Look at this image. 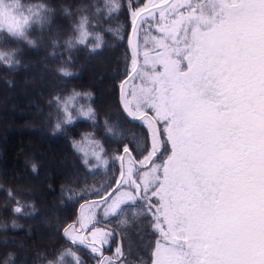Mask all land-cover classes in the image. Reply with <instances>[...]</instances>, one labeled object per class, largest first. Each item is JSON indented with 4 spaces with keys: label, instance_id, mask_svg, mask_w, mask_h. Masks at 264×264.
<instances>
[{
    "label": "snow or ice",
    "instance_id": "6c2138e0",
    "mask_svg": "<svg viewBox=\"0 0 264 264\" xmlns=\"http://www.w3.org/2000/svg\"><path fill=\"white\" fill-rule=\"evenodd\" d=\"M109 3L110 12L120 7L116 0ZM128 9L129 79L140 78L141 86L125 91L129 79L122 81L121 102L130 122L145 131L142 144L131 149L125 144L113 157L119 175L103 195L96 192L105 215L131 211L133 219L140 213L152 218L161 239L151 264H264V0H129ZM47 12L43 4L0 0V33L27 39L29 29L47 23ZM88 23L81 17L78 35L66 42L69 49L86 41ZM153 28L160 35L143 51L141 65L133 37ZM13 56L0 52V62L11 67ZM81 96L89 94L57 97L63 113L57 130L73 122ZM77 111L95 119L91 107L80 105ZM108 135L122 139L112 130ZM103 152L97 144L92 156L106 166ZM138 202L144 205L140 212ZM98 223L90 212L82 214L64 235L87 248L97 264H124L120 246L113 257L103 255L115 234ZM65 256L83 264L71 249L49 264H63Z\"/></svg>",
    "mask_w": 264,
    "mask_h": 264
},
{
    "label": "trees",
    "instance_id": "16d2710c",
    "mask_svg": "<svg viewBox=\"0 0 264 264\" xmlns=\"http://www.w3.org/2000/svg\"><path fill=\"white\" fill-rule=\"evenodd\" d=\"M116 2L119 9L110 12L109 0H21L25 6L45 5L47 23L29 29L27 39L0 33V52L14 53L13 66L0 62V264H49L69 249L83 264H97L64 229L77 220L81 205L100 200L97 190L103 195L120 172L113 157L125 144L130 149L142 144L145 131L130 122L121 102L120 85L131 68L132 28L129 0ZM81 17L88 18L90 35L69 49L66 42L78 35ZM142 33L160 35L155 28ZM61 68L72 75H61ZM74 92L89 96L78 98L73 122L57 130L63 116L57 97L62 101ZM80 105L91 107L95 119L79 115ZM109 130L122 139L109 136ZM97 144L106 166L92 156ZM17 206L19 213L13 211ZM119 219L100 221L115 234L103 253L112 255L118 245L127 264H151L159 236L152 218L141 213L119 223L122 227ZM63 264H73L72 257L65 256Z\"/></svg>",
    "mask_w": 264,
    "mask_h": 264
},
{
    "label": "rangeland",
    "instance_id": "374dc122",
    "mask_svg": "<svg viewBox=\"0 0 264 264\" xmlns=\"http://www.w3.org/2000/svg\"><path fill=\"white\" fill-rule=\"evenodd\" d=\"M156 2L160 3L161 0H156ZM170 3L180 4V3H184V0H171ZM180 10L183 11V9H180ZM157 16H158V14H157ZM135 44H137L139 46V50H140V53H141L139 58H140V64L142 65L143 64V51L146 48H148V49L151 48L152 36H150V33H145V34L142 33L141 34V32H140L139 33V37H137L135 39ZM140 86H141L140 78H137L134 81L129 79V83H127L125 85V89L124 90L125 91H131V90H134V89L138 90V88ZM6 90L7 89H4V91H6ZM83 205L85 207H84V209H80V216L82 214H86V213L90 212L92 215H94L95 219L99 222L97 224V227H104V228H107V229H110V230L114 231L113 228L109 224H107V223H105L103 221L100 222L101 220H110L111 221L114 218V216H106L105 215L106 205L103 202H101V200L89 201V202L84 203ZM143 207H144V205L142 203L138 202L137 211L140 212V209H142ZM125 218H127L128 221H130L133 218L132 214H131V211H128L123 216H121L119 221H118V224L119 223L121 224V219H125ZM113 223L116 225V222H113ZM160 239H161V236H160V233H159V236L156 238V242H157V240H160ZM155 246H156V244H155ZM117 247H118V245H117ZM115 251H116V249H115ZM115 251L112 253V255H106L104 253H103V255L105 257H113L114 254H115ZM114 264H116V263H114ZM117 264H119V262ZM124 264H127V262H124Z\"/></svg>",
    "mask_w": 264,
    "mask_h": 264
},
{
    "label": "water",
    "instance_id": "95a60500",
    "mask_svg": "<svg viewBox=\"0 0 264 264\" xmlns=\"http://www.w3.org/2000/svg\"><path fill=\"white\" fill-rule=\"evenodd\" d=\"M171 0H169V2H170ZM131 35H132V30H131ZM133 40H134V43H135V37H133ZM138 61H139V63H140V58L138 57ZM121 101H122V90H121ZM80 216V213H79V215H78V217Z\"/></svg>",
    "mask_w": 264,
    "mask_h": 264
}]
</instances>
